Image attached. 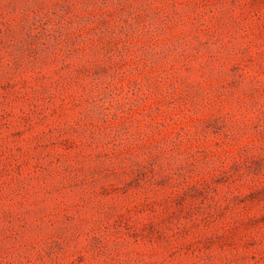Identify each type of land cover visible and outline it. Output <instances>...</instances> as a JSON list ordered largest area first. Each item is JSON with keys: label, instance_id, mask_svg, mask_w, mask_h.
Here are the masks:
<instances>
[{"label": "rangeland", "instance_id": "obj_1", "mask_svg": "<svg viewBox=\"0 0 264 264\" xmlns=\"http://www.w3.org/2000/svg\"><path fill=\"white\" fill-rule=\"evenodd\" d=\"M0 264H264V0H0Z\"/></svg>", "mask_w": 264, "mask_h": 264}]
</instances>
